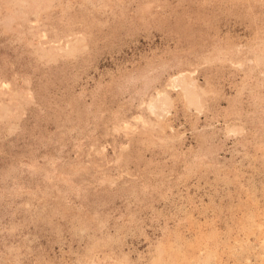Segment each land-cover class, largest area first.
Returning a JSON list of instances; mask_svg holds the SVG:
<instances>
[{"label":"rangeland","instance_id":"1","mask_svg":"<svg viewBox=\"0 0 264 264\" xmlns=\"http://www.w3.org/2000/svg\"><path fill=\"white\" fill-rule=\"evenodd\" d=\"M0 264H264V0H0Z\"/></svg>","mask_w":264,"mask_h":264}]
</instances>
